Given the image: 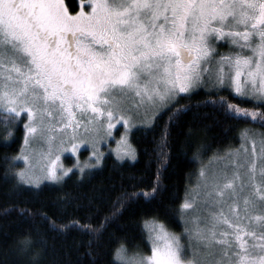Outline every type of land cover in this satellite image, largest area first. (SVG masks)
<instances>
[{
  "label": "snow or ice",
  "instance_id": "obj_1",
  "mask_svg": "<svg viewBox=\"0 0 264 264\" xmlns=\"http://www.w3.org/2000/svg\"><path fill=\"white\" fill-rule=\"evenodd\" d=\"M225 45L228 51L218 52ZM201 88L221 108L225 90L252 103L251 111L229 103L226 115L264 120V0H0V122L6 140L19 124L25 130L20 154L11 157L26 165L14 174L13 191H39L44 180L61 183L71 171L57 169L61 151L70 144L76 153L87 143L95 155L101 132L111 136L123 124L126 134L141 109L145 120L155 109L149 128L168 115L159 146L166 156L170 125L191 110L180 100ZM36 140L47 146L42 154L50 162L42 175L29 171L27 151ZM241 140L224 157L214 153L211 159L222 165L202 166L195 197L180 205L182 233L155 218L145 221L151 254L129 257L121 243L114 258L121 264H264V133L245 129ZM118 144H127L125 135ZM117 157L135 159V152L125 146ZM4 160L3 179L12 183L8 169L15 165ZM159 191L157 180L144 195L154 199ZM63 195L61 203H68L71 194ZM129 199L124 192L116 203ZM20 212L33 215L28 208ZM107 223V217L98 225L74 221L60 230L86 232V254L97 264ZM33 232L40 234L39 227L23 235L18 251L31 256L29 264H42Z\"/></svg>",
  "mask_w": 264,
  "mask_h": 264
},
{
  "label": "trees",
  "instance_id": "obj_2",
  "mask_svg": "<svg viewBox=\"0 0 264 264\" xmlns=\"http://www.w3.org/2000/svg\"><path fill=\"white\" fill-rule=\"evenodd\" d=\"M220 95L225 97L223 108L217 96L209 97L204 91H196L191 99L180 100V105H189L191 110L170 125L168 147L163 149L166 156L159 154L161 132L168 125V115L162 113L154 127L139 128L131 133L130 142L135 152L132 161L117 162L108 155L102 165L83 176L73 170L61 183H44L39 191H13L15 179L10 174L11 168L8 172L12 183L5 182L3 176L8 165L4 158L15 155L20 139L17 133L15 140L6 145L0 136V264H29L31 256L18 251V241L34 227L40 230V234L33 232V238L43 247L42 264H90L92 258L86 254L88 234L79 227L60 230V225L74 221L98 225L108 218L97 264H116L115 250L121 243L129 252H146L145 221L155 218L168 230L179 232L180 205L195 172V158H207L236 146L238 134L246 126L264 132V120L260 118L252 121L250 117H236L235 113L226 115L227 104L251 111V102L234 97L228 91ZM208 99H216V107L204 106ZM157 180L160 191L154 199L145 197L144 193H151ZM124 192L131 199L121 206L116 201ZM64 193L71 194L68 203H61ZM132 193L140 195L132 196ZM21 208L30 209L33 215H21ZM42 214L49 219L44 220ZM37 250L39 247L33 249Z\"/></svg>",
  "mask_w": 264,
  "mask_h": 264
},
{
  "label": "rangeland",
  "instance_id": "obj_3",
  "mask_svg": "<svg viewBox=\"0 0 264 264\" xmlns=\"http://www.w3.org/2000/svg\"><path fill=\"white\" fill-rule=\"evenodd\" d=\"M227 51H228L227 45L220 47L218 49V52H220V53H224ZM196 91L206 92V90L204 88L198 89ZM225 91H227V90H225ZM228 92H229V94H232L234 97L242 99L241 97L236 96L234 93H232L230 91H228ZM181 95L183 96V94H181ZM153 111H155V109L148 112V119L147 120L144 119V117H145L144 109H141L139 111L138 115L134 114L133 126L130 128V130L126 134H125V129H124L123 124H117L116 127L114 129H112V135L111 136H107L102 131L101 135L103 136V139L96 145V154L95 155H94L93 147L87 143H81L79 146V149L76 153H73L71 151V145L69 144L68 145V151H61L60 152V160L58 162H56L57 169L58 170H60V169L71 170V171H69L68 175L73 170H76V172L79 175H82L81 171H80L81 168L84 169V174H86L87 172H89V170H91L95 167H98L99 165H102L103 158L108 156V155H111L117 162L132 161L133 159L128 158V157H123V158L118 159L117 150L119 149L122 151L125 146H129L134 151V148L130 142V135L134 130L139 129V128H147L148 127L147 125L152 124ZM245 129H247L249 131V133L252 135H258V134L264 133L260 128H257V127L246 126L242 130H245ZM242 130L238 134V141H237L236 146L228 147L223 152H220V153L217 152L215 154H217L218 156L224 157V156H226V152L228 150H230V149L234 150V149L239 148L241 143H242V140H241ZM6 131H7V129L5 128L4 124L2 122H0V136L1 137L3 136L2 137V143L6 144V145H9L11 142H13L15 140L16 134L19 133V139H20L19 144L17 146V150L15 152V155H13L12 157L18 156L21 152L22 147L24 146L25 130H24L23 123L19 124L18 127H15L12 137L10 139H7V140L5 139ZM79 133H80L81 137H83L84 139H88L89 134L86 133L83 130V128H81L79 130ZM121 135H125V139L127 142L126 145L118 144V141H120V139H121ZM64 139H65V141H67V137H65ZM57 143H59V141H57ZM247 148L250 152L251 148H252V144L250 142L247 144ZM46 151H47V146L44 145L41 141L36 140V141L32 142V147L29 148L27 151V155L29 156V162L31 165L29 171H33L36 175H42L45 172L46 168L50 165V162H49V159L47 158V156L42 154V152L46 153ZM213 155H214V153H212L207 158H203V157H196L195 158V160L197 161V165L195 168V172L193 173L194 175L192 177V180L190 181L188 188L186 190L184 201H185V199L192 200L195 197V194L198 191L196 185L198 183L199 173H200L202 166H209L210 168H212V167H219L220 165L223 164L222 160H212L211 158L213 157ZM97 156H100V162L98 165L96 164ZM54 158L55 157L53 156L52 159H54ZM9 161L11 164L15 165V167L10 169V174L15 179L14 174L16 172L22 170V169H25L26 165H25V162L23 159L12 161L11 158H9ZM86 165H89V166L86 167ZM91 165H96V166L91 167ZM67 176H64L63 179L66 178ZM44 183H52V182L44 180L42 182V184H44ZM200 206L201 205L199 204V200H197V207H200ZM180 212H181V209H180ZM180 212H179V221H180L181 229L179 232H176L178 234L182 233L184 230V227H185L184 221L181 220ZM191 215H193V213L190 211L188 213V216L190 217ZM149 221H151V220H149ZM159 223H161V222H159ZM143 229H144V232L146 235L147 251L140 253L138 251L129 252L126 250L127 256L132 257V256H134V254H137V253H139L142 256H148L151 254L152 245H151L149 238H148L149 234L145 228V222L143 224ZM185 240H186V238H185ZM114 261L116 264H121V262L117 261L115 258H114Z\"/></svg>",
  "mask_w": 264,
  "mask_h": 264
}]
</instances>
